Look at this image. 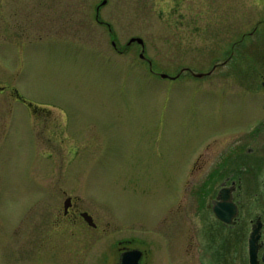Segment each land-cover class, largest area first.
<instances>
[{
	"label": "rangeland",
	"instance_id": "rangeland-1",
	"mask_svg": "<svg viewBox=\"0 0 264 264\" xmlns=\"http://www.w3.org/2000/svg\"><path fill=\"white\" fill-rule=\"evenodd\" d=\"M164 1L0 0L44 20L40 37L0 41L1 66L14 67L0 80L40 110L33 120L20 102L0 109V250L10 224L26 225L39 175L103 221L104 234L83 243L86 264H111L125 239L148 251L147 264H201V229L190 227L195 217L201 226L203 180L226 154L264 201V11L238 0L201 22L199 9ZM38 249L2 254L8 264H65Z\"/></svg>",
	"mask_w": 264,
	"mask_h": 264
},
{
	"label": "flooded vegetation",
	"instance_id": "flooded-vegetation-1",
	"mask_svg": "<svg viewBox=\"0 0 264 264\" xmlns=\"http://www.w3.org/2000/svg\"><path fill=\"white\" fill-rule=\"evenodd\" d=\"M239 1L244 2L246 6L256 4L261 8V11H264V0ZM239 1L165 0L161 3L174 9L180 6L187 9H199L201 22H203L204 20L216 19L222 8L232 11ZM1 6V42H7L11 39H14L15 42L18 40L25 41L30 36L40 37L44 30V20L41 13L32 14L35 11L11 7L4 11ZM21 11L25 12L22 13ZM263 22L264 19L259 21L260 24ZM140 46L143 48L142 45ZM143 49L141 54L146 52ZM217 67L218 65H216ZM12 69L14 67L1 66L0 64V73L2 74ZM2 95L1 110L10 101H15L28 106L33 120L40 117V110L32 106L16 87L8 82L3 84L0 80V97ZM1 125L2 116H0V128ZM40 133L38 130L37 134ZM3 137L4 134H0V138L3 139ZM7 149L0 148V174L5 170L3 168L5 157H2L1 154ZM248 154H252V152L248 150ZM237 157L236 153L235 155L226 154L216 166L214 173L216 174L218 171V174L211 173L208 179L203 180L202 185L207 184L210 194L201 196V226L198 217H195L197 223L192 221H195L194 218L190 219L192 224L196 223L197 225L191 226L190 229L195 228L198 236L201 229V264H251L249 240L254 230L259 235L257 264H264V201H255L253 199H258L259 196L253 197L249 194L252 189L251 177L245 175L242 164H236L233 171L227 169L226 160L229 158V163H232L230 160L235 158L237 161ZM233 164L235 163L233 162ZM220 166H222L221 169ZM245 169L248 171L250 165H246ZM218 176H220L219 179H216ZM36 180L37 190L35 189L33 192L36 191L37 194H33L27 199V210L23 217L27 218L26 225H23V219L15 225L10 224L3 245L1 244L0 264L7 262V256L4 257L3 252H8L12 260L13 253H10L9 250L23 249L28 251L31 247H38L39 251L47 249L51 253L59 254L65 264H74L76 261L79 264L88 263L90 261L88 258L89 249L86 248L87 246L84 247L85 244L83 243L92 244L94 238L99 239L104 234L102 233L104 228H101L103 221L84 207L82 198L73 189L70 191L66 190L64 185L61 186L58 179L47 180L39 175ZM46 188L49 192L48 201H46ZM216 207H219L223 212V218L218 216ZM89 217L91 218L89 219ZM132 250L143 251L141 264H147L145 259L148 251L139 247L135 239H125L124 242L116 245L111 252L113 256L111 264H121L123 254ZM99 262L100 259L96 257L94 264H99Z\"/></svg>",
	"mask_w": 264,
	"mask_h": 264
},
{
	"label": "water",
	"instance_id": "water-1",
	"mask_svg": "<svg viewBox=\"0 0 264 264\" xmlns=\"http://www.w3.org/2000/svg\"><path fill=\"white\" fill-rule=\"evenodd\" d=\"M105 3V2H104ZM133 42H138L140 45L144 46V40L142 38H133L130 40L129 44ZM141 57H144V54H141ZM212 73V72H210ZM196 77L201 78L205 74L204 73H196L194 74ZM164 79H177L179 75L177 76H169L168 74H161L160 75ZM264 85V84H263ZM216 212L219 217L223 218V212L219 207H216ZM91 217H89L90 219ZM250 255H251V264H257L258 263V241H259V235L254 230L251 237H250ZM143 257V251L141 250H132L128 251L123 254L121 264H141V259Z\"/></svg>",
	"mask_w": 264,
	"mask_h": 264
}]
</instances>
